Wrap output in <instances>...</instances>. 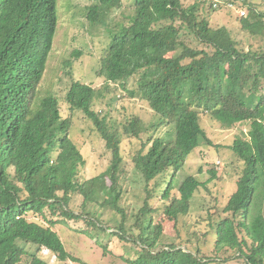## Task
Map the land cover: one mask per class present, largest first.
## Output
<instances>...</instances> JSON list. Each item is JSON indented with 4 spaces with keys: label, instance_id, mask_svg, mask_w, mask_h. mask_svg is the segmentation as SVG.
<instances>
[{
    "label": "trees",
    "instance_id": "1",
    "mask_svg": "<svg viewBox=\"0 0 264 264\" xmlns=\"http://www.w3.org/2000/svg\"><path fill=\"white\" fill-rule=\"evenodd\" d=\"M229 1L245 4V0ZM129 2L132 14L108 31L110 39L97 74L105 84L121 85L127 97L147 103L155 121L144 124L139 116L124 114L120 126L111 123L107 112L93 109L99 90L71 80L63 99L70 112L81 111L92 122L110 158L102 172L80 182L77 172L85 160L70 136L71 117L61 116L53 94L38 97L57 28V0H0V264H20L28 253L27 243L35 251L24 264H49L38 256L44 247L58 260L76 259L66 251L46 214L80 217L106 230L98 218L69 209L74 192L82 194L83 205L110 206L121 214L111 234L140 244L136 258L129 260L132 264H209L211 259L201 256L199 248L156 249L161 224L151 229L147 216L161 210L175 220L187 212L203 185L185 174L178 195L170 196L188 155L203 139L210 142L201 113L226 128L243 121L249 124L247 138L237 137L229 145L243 167L236 190L222 209L226 215L212 222L203 209L201 221L212 230L217 250H235V258L246 264H264V13L245 4L247 14L239 19L240 28L256 45L250 42L243 48L228 28L213 27L201 14L206 0L187 5L182 0ZM120 5L121 0H96L86 7V19L93 25L103 23ZM148 125L152 131L170 126L172 136L146 135ZM123 136L140 142L132 156L145 193L133 214L139 215V234L128 230L127 206L120 204ZM164 175L169 178L163 182L161 200L169 201L160 209L151 206V198ZM29 210L51 224L27 219Z\"/></svg>",
    "mask_w": 264,
    "mask_h": 264
},
{
    "label": "rangeland",
    "instance_id": "2",
    "mask_svg": "<svg viewBox=\"0 0 264 264\" xmlns=\"http://www.w3.org/2000/svg\"><path fill=\"white\" fill-rule=\"evenodd\" d=\"M95 1L57 0V28L52 49L48 54L46 69L38 85V97L48 93L53 94L59 100L61 116L71 117L70 136L85 160V164L80 166L77 172V180L80 182L102 172L110 158L92 122L81 111L70 112L68 104L65 103L63 97L71 80H79L99 90L101 95L94 100L93 109L107 112V119L111 123L120 126L124 120V114L139 116L144 124L155 121L154 113L147 103L127 97L121 85L112 82L105 84L103 77L97 74L100 58L103 57L110 39L108 31L114 24L127 21V17L132 14V6L129 0H121V5L113 8L106 15L103 23L93 25L86 19L85 11L86 7ZM193 1L182 0L184 5ZM206 2L205 8L200 12L207 17L210 25L228 28L232 37L239 41L240 47L247 48L250 42L256 45L255 41L241 30L239 19L246 16V5L264 13V0H245L246 5L242 1L229 0H206ZM200 115L201 126L210 142L203 139L188 155L183 169L175 175L174 182H178L173 183L170 196L178 195L179 180L185 174L194 175L203 182V185L194 193L187 212L179 214L175 220L161 210L147 215L151 218V229L154 225L161 224L156 249H166L171 245L183 251L199 248L201 256L211 259L209 264H246L245 261L235 258L238 255L235 250H232V253L217 250L212 230L210 232V229L201 221L200 214L203 209H207L212 222L226 215L222 209L228 197L236 190V183L243 167V162L233 153L229 145L237 137L247 138L249 124L243 121L226 128L218 122L210 121L207 115L203 113ZM170 128V126H159L152 131L149 127L146 135L170 138L172 136ZM142 136L144 140L146 136L143 134ZM123 138V170L119 179L123 196L120 204L127 206L124 223L128 230L133 234H139L142 231L141 223L137 221L139 215L134 217L133 214H137L145 193L142 189V175L134 168L132 156L139 149L140 142L134 138L128 139L127 136ZM212 171L215 172L214 175ZM9 172L12 176V169H9ZM168 178V175H164L158 179L160 185L157 189L155 188L151 206H161L160 209H162V203H168L169 200H161V193L166 185L163 182H166ZM82 203L81 193L74 192L70 195L68 206L72 212L83 213L82 216L85 217L88 214L92 218H98L107 226L106 230H99L98 227L80 217L76 219L61 216L58 213L46 214L48 219L53 220L51 227L60 236L66 251L76 259L74 261L70 258L64 261L58 260L45 247L41 248L38 256L49 264H132L129 260L136 258L141 248L140 244L132 241L133 238L121 239L111 234V231L120 224L121 214L110 206L103 207L90 202L83 205ZM44 210L48 213L47 209ZM262 214L264 216V201ZM26 216L27 219L44 225L51 224L40 214L33 213L31 210L27 211ZM205 231L207 232L204 233ZM238 235L240 238H245L244 233L238 232ZM102 246L105 247L104 251ZM24 247L28 253L22 256L20 264H24L29 254L35 251V247L31 244L27 243Z\"/></svg>",
    "mask_w": 264,
    "mask_h": 264
},
{
    "label": "built area",
    "instance_id": "3",
    "mask_svg": "<svg viewBox=\"0 0 264 264\" xmlns=\"http://www.w3.org/2000/svg\"><path fill=\"white\" fill-rule=\"evenodd\" d=\"M243 14V12H241Z\"/></svg>",
    "mask_w": 264,
    "mask_h": 264
}]
</instances>
